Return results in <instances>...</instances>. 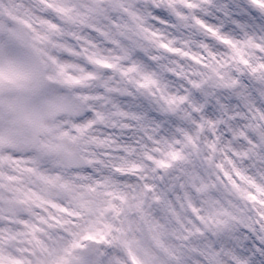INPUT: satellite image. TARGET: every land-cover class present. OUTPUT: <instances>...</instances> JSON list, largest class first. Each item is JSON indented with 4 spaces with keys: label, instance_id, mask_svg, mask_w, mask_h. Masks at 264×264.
<instances>
[{
    "label": "clouds",
    "instance_id": "9594fccd",
    "mask_svg": "<svg viewBox=\"0 0 264 264\" xmlns=\"http://www.w3.org/2000/svg\"><path fill=\"white\" fill-rule=\"evenodd\" d=\"M8 63L0 264H264V0H0Z\"/></svg>",
    "mask_w": 264,
    "mask_h": 264
},
{
    "label": "snow or ice",
    "instance_id": "6c2138e0",
    "mask_svg": "<svg viewBox=\"0 0 264 264\" xmlns=\"http://www.w3.org/2000/svg\"><path fill=\"white\" fill-rule=\"evenodd\" d=\"M225 43H229L228 40H224ZM166 47V46H165ZM247 63V61H245ZM106 67H111V65H105ZM261 67H264V65H261ZM252 71H256L255 68L252 69ZM21 74L17 71L16 67L12 63H8L6 66H0V82H3L4 80H8L12 83H16L19 79H21ZM178 156L177 153L172 154V158L176 159ZM162 166H164L162 164Z\"/></svg>",
    "mask_w": 264,
    "mask_h": 264
}]
</instances>
